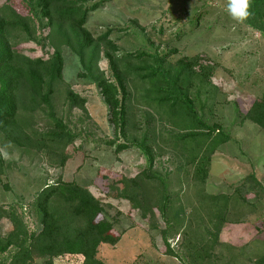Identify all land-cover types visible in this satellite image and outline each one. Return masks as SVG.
I'll return each mask as SVG.
<instances>
[{
    "label": "rangeland",
    "instance_id": "rangeland-1",
    "mask_svg": "<svg viewBox=\"0 0 264 264\" xmlns=\"http://www.w3.org/2000/svg\"><path fill=\"white\" fill-rule=\"evenodd\" d=\"M26 1L0 0V16L9 5L29 18L31 28L30 34L23 28L12 30L8 41L22 56L48 59L55 49L46 39L47 20L34 22ZM96 1L87 0V4ZM198 17V25L192 27ZM86 28L94 38L114 28L110 38L119 48V57L136 51H175L167 57L173 68L183 56L194 58L198 72L189 96L195 109L207 123L221 124L232 139L212 156L206 181H197L195 167L189 163L196 143L179 140L186 132L184 122L176 116L170 119L155 101L148 104L155 96L150 92L152 85L134 79L127 140L135 144L148 139L154 154L152 169L137 145L116 153V145L109 141L124 138L110 120L100 88L79 76L83 72L80 57L63 47L64 81L56 84L53 110L77 137L66 147L55 142L40 147L37 135L56 129L50 110L21 108L19 123L33 135V144L20 146L0 133V206L22 203L26 223L31 230L37 229L36 194L45 183L73 181L105 204L108 216L115 219L116 233H122L116 245L100 247L99 257L105 264H254L264 254V130L244 116L264 96V33L233 20L227 0H111L90 13ZM127 59L123 58L125 66H139L144 58ZM99 67L108 76L105 58ZM200 75H206L207 81L202 82ZM69 90L85 99L84 108L71 105ZM24 105L31 106L27 101ZM63 155L67 156L64 166ZM144 170L160 176L162 186L144 179ZM253 173L260 185L242 187L239 199L234 197L225 212L227 195ZM132 178L143 179L155 215L144 217L130 201L119 197L124 188L120 180ZM162 190L169 198L164 217L157 208L163 203ZM217 195H221L219 201L213 200ZM218 223V242L212 244ZM11 229L9 220L0 221L2 234ZM165 229L175 255L167 253ZM10 253L1 256L2 264ZM33 264L45 263L37 259ZM54 264H81V260L56 258Z\"/></svg>",
    "mask_w": 264,
    "mask_h": 264
},
{
    "label": "trees",
    "instance_id": "trees-1",
    "mask_svg": "<svg viewBox=\"0 0 264 264\" xmlns=\"http://www.w3.org/2000/svg\"><path fill=\"white\" fill-rule=\"evenodd\" d=\"M109 1L111 0H98L87 4V0H27L34 22L37 21L39 25L45 18L47 20L45 28H50L46 39L50 40L55 50L48 59H32L12 49L8 41L11 31L23 28L30 34L31 28L29 18L21 16L9 5H5V14L0 16V133L17 145H32L33 135L22 129L19 111L21 108L35 111L38 107L46 106L50 110L56 129L37 135L40 136L36 141L40 147L46 148L48 142L66 147L75 141L77 135L67 130L63 121L55 116L52 103L56 84H62L64 81L63 47H68L80 57L83 72L79 76L91 80L100 88L109 108L110 120L119 137L124 138L120 142L119 139L109 141L110 145H116V153L137 145L147 156L149 168L152 169L154 154L148 139L144 138L139 142L135 140V144L127 140L130 104L133 99L130 83L134 79H140L151 84L150 92L155 94L148 104L155 101L170 119L176 116L184 122L186 132L180 135L179 140L196 143L197 149L189 163L195 167L196 180L205 182L212 156L221 145L232 138L230 134L224 132L221 124L207 123L195 109L194 102L189 96L192 78L198 72L195 69L194 58L183 56L179 59V65L173 68L168 65L167 57L175 51L162 54L136 51L119 57L117 55L119 48L115 40L110 38L114 28H109L97 38H94L86 28L90 13L101 9ZM251 12L252 15L245 21L246 24L264 33V0H252ZM198 22L199 17L192 22L194 25L192 27L197 26ZM177 38H180L179 33ZM101 58L108 62L110 74L108 76L99 67ZM123 58L144 59L139 66H125ZM200 77L202 82L208 79L206 75ZM68 97L71 105L85 107V99L72 90H69ZM26 101L31 106L26 107L24 105ZM244 118L258 124L264 130V96L255 100ZM66 161L67 156L63 155L61 165L64 166ZM2 163L0 153V164ZM142 174L144 179L162 186L160 176L150 170H144ZM142 180L136 178L120 180L124 188L119 197L130 201L134 208L142 211L144 217L149 213L153 216L155 214L150 205V196H147L146 184ZM259 183L256 175L250 174L241 185L236 186L235 194L227 195L225 212L229 211L230 201L234 197L239 199L242 187L249 184L260 185ZM161 194L164 200L161 199L163 203L157 208L164 217L169 198L165 195V190H162ZM220 196H214L212 199L219 201ZM35 197L39 228L34 230L26 223L22 203L0 206V221L7 219L12 224L8 234L0 232V259L11 251L5 260L6 264H33L37 259H43L45 264H54L56 258L67 257H78L81 264H105L99 257L100 247L103 244L116 245L121 240L122 233H116L115 219L108 216L105 204L100 199L88 188L62 179L51 184L45 183ZM224 220L225 217L221 222ZM220 226L219 223L216 225L212 244L218 242L217 233ZM167 234L166 229L162 231L167 253L175 255ZM3 262L1 259L0 264ZM254 264H264V254L257 258Z\"/></svg>",
    "mask_w": 264,
    "mask_h": 264
},
{
    "label": "clouds",
    "instance_id": "clouds-1",
    "mask_svg": "<svg viewBox=\"0 0 264 264\" xmlns=\"http://www.w3.org/2000/svg\"><path fill=\"white\" fill-rule=\"evenodd\" d=\"M252 0H227V12L238 23H244L252 15Z\"/></svg>",
    "mask_w": 264,
    "mask_h": 264
}]
</instances>
